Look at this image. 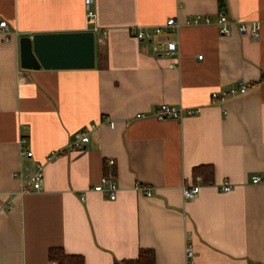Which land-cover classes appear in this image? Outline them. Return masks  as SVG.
Segmentation results:
<instances>
[{
	"label": "crops",
	"instance_id": "1",
	"mask_svg": "<svg viewBox=\"0 0 264 264\" xmlns=\"http://www.w3.org/2000/svg\"><path fill=\"white\" fill-rule=\"evenodd\" d=\"M224 4L93 0L87 25L85 0H0V21L11 33L0 37V264H50L49 249L59 247L84 264L132 260L146 249L154 264H186L189 246L196 264H264V0ZM221 13L234 24L260 22L258 38L235 27L221 37ZM196 16L209 23L185 24ZM169 18L180 28L151 42L130 34ZM95 27L107 40L98 45L94 35V69L20 68V35ZM168 40L179 53L160 57ZM241 84L246 93L211 100ZM159 105L200 111L157 121L151 114ZM89 125L96 128L85 147L70 148ZM22 137L28 158L20 156ZM56 150L62 154L48 162ZM39 166L42 189L20 195ZM201 166L212 167L213 181L202 179L186 201L180 188L195 183ZM107 174L118 183L114 201L89 190ZM252 176L262 181L253 184Z\"/></svg>",
	"mask_w": 264,
	"mask_h": 264
},
{
	"label": "built area",
	"instance_id": "2",
	"mask_svg": "<svg viewBox=\"0 0 264 264\" xmlns=\"http://www.w3.org/2000/svg\"><path fill=\"white\" fill-rule=\"evenodd\" d=\"M93 4V0H85V11H86V23L87 25H90L94 18L95 13L93 10H91V5ZM202 21L206 24L209 23L208 18L196 16L192 18L191 20L186 21V25H193L196 26L197 24L202 23ZM217 26H218V33L221 37H229L232 34V29L235 27L238 34L248 35L251 38H258L259 30H260V22L254 21V22H244L239 21L238 24H234L233 22L227 20L226 15L223 13L219 14L218 20H217ZM180 23L176 22L173 18H169L163 23L162 25L154 26L151 30H146L142 28H132L130 29V34L133 38L137 39L138 41L142 42H151L153 39V36H158L162 34H168L169 32H175L180 28ZM93 35L97 34L96 42L98 45H104L106 42L107 37V31L101 30L97 27H95L93 30H91ZM10 28H8L5 21H0V37L2 40L7 41L10 36ZM160 57H173L176 56L179 51L177 49V43L173 40H168L167 42L163 43L160 46ZM198 60L202 59V55L197 57ZM249 86L242 85L238 88H229L227 91H221V93H213L211 95V100L213 101H224L227 99V97L230 96H237L242 95L246 93ZM200 110L198 109H185L177 108L174 106H168V105H159L156 107V110L151 114V117L154 120L157 121H165V120H182L186 115L188 116H194L199 113ZM147 114H137L134 116L133 119L141 120L142 118H146ZM111 128L114 127V122L109 121L107 123ZM96 128V126L89 125L84 131L80 132L74 137V140L70 144V148L72 149H82L85 147V145L89 142L88 140V132L93 131ZM20 156L24 158H28V150L26 148V139L22 137L20 139ZM62 154L61 150H56V152H51L48 155V162H51L56 159L57 155ZM107 168H112L114 166V161L108 160L106 162ZM195 183L185 182L181 188L180 192L183 196L184 200L188 201L189 199H193L198 195V193L201 191L203 180L200 177H195ZM262 181V178L257 176L251 177V182L253 184H259V182ZM43 171L42 167L39 166L35 170V172L32 174V176L28 179V181L23 185V187L20 190V195H26L30 192H38L42 189L43 185ZM100 184L93 186L92 188H89L90 191L96 192V193H106L107 196L111 201L115 200L116 192L118 190V183L113 180V177L110 174L104 175L100 178ZM136 188L140 190L141 192L145 193L146 196H150V192L147 187H143L140 184L136 185ZM219 189L227 193L230 191L231 186L222 184L219 186ZM80 201H85V192L81 193L79 195ZM185 258H186V264H196L195 261V252L193 249L189 246L185 249Z\"/></svg>",
	"mask_w": 264,
	"mask_h": 264
},
{
	"label": "water",
	"instance_id": "3",
	"mask_svg": "<svg viewBox=\"0 0 264 264\" xmlns=\"http://www.w3.org/2000/svg\"><path fill=\"white\" fill-rule=\"evenodd\" d=\"M19 66L23 70L94 69L95 39L91 31L20 35Z\"/></svg>",
	"mask_w": 264,
	"mask_h": 264
},
{
	"label": "trees",
	"instance_id": "4",
	"mask_svg": "<svg viewBox=\"0 0 264 264\" xmlns=\"http://www.w3.org/2000/svg\"><path fill=\"white\" fill-rule=\"evenodd\" d=\"M224 0H218V6L224 10ZM194 175L202 177L205 183L211 184L213 181V169L210 166H201L194 169ZM139 256L132 260H121L114 264H154L153 253L146 249L140 250ZM50 264H84V259L79 255H67L62 248H50L47 254Z\"/></svg>",
	"mask_w": 264,
	"mask_h": 264
}]
</instances>
